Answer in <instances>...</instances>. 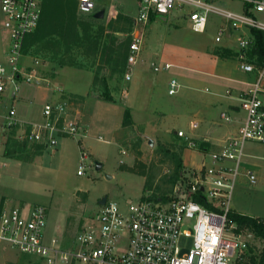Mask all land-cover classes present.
Here are the masks:
<instances>
[{"label":"rangeland","instance_id":"rangeland-1","mask_svg":"<svg viewBox=\"0 0 264 264\" xmlns=\"http://www.w3.org/2000/svg\"><path fill=\"white\" fill-rule=\"evenodd\" d=\"M50 1L43 22V28L48 29L46 41H36L34 36L26 40L24 56L21 58V70L24 73L43 79L40 82L34 79L18 82L20 91L14 105L20 122L10 132H0V192L16 205H45V239L56 236L60 245L72 248L76 245L78 232L94 221L104 196L116 201L120 209L127 213L129 200L138 201L145 195L168 197L182 180L176 179L179 170L190 173L193 168L199 167L202 159L198 146L200 136H192L197 147L191 148L187 140L174 131L183 128L189 135L193 130H196V134L200 133V129H192L191 110L199 109L206 103L203 97L206 94L200 91L202 87L191 83L188 77L194 74L212 80L216 75H244L235 58H215L218 57L215 54L217 48L225 43L215 40L220 29L227 27L223 34L225 41L229 30L237 38L242 34L230 28L226 19L217 13L209 14L205 31L196 32L188 21H182L179 9L170 14L166 22L157 17L144 23L138 19L141 0H96L91 13L80 10L78 0H62V8L64 5L71 8L70 16L80 34L90 28V34L102 36L95 57L81 53L84 49L75 48L72 54V58L85 63L88 69L74 64L62 65L55 51L62 44L64 30L49 22L54 8L51 6L53 0ZM223 1L229 9L239 11L243 8L240 0ZM101 10L104 16L97 17L95 14ZM183 11L182 17L185 19L187 8ZM2 19L0 8V60L10 70L7 61L10 37ZM137 27L143 30L144 44L137 64L130 66L125 57L129 51L131 33ZM71 35L72 31L68 33L70 41L73 40ZM28 47L37 50L33 54L40 59L37 64L31 58ZM112 51H115L114 59H110ZM114 61L121 64L123 72H112ZM166 61L172 62L173 67L154 71V64ZM94 69L99 70L97 75ZM127 72L132 73L130 80L125 77ZM104 76H112L109 83L111 100L98 97L103 90ZM171 76L183 84L176 94H169L165 83L166 78ZM94 80L97 81L95 88ZM148 82L151 85L149 90L146 87ZM205 86L208 87L207 92L213 90L210 83ZM57 88H61L63 97L80 103L77 107L81 109L87 138L91 136L84 140V145L90 155L86 163L92 166L87 167L81 175L77 170L82 153L75 139H70L64 148L57 150L20 138L21 132L30 129L31 122L42 120L43 106L48 101H55L51 94H55ZM192 90L195 96L190 101L191 105L185 108L188 99L185 93ZM194 120L200 125L199 119L195 117ZM143 122L149 123L148 130L141 126ZM156 122L165 128L157 127V131H151V125ZM150 139L153 140L152 144ZM247 147L253 155H247L240 168L233 190L232 208L264 220V144L249 142ZM5 148H10L12 155L18 157L17 160L29 164L18 166L13 160L16 158L5 155ZM124 150L126 153H123ZM180 159L181 166L178 165ZM97 162L102 163L100 168H96ZM246 168L256 172V183L250 181L245 173ZM185 228L192 229V225ZM66 231H70L68 236L63 234ZM181 245L190 247L191 237L182 235ZM0 246L6 247L2 255L9 256L18 264H28L30 260L35 262L33 264H44L43 259L35 253L20 251L6 243ZM262 248L263 239L255 235L249 240V254L259 255Z\"/></svg>","mask_w":264,"mask_h":264},{"label":"built area","instance_id":"built-area-1","mask_svg":"<svg viewBox=\"0 0 264 264\" xmlns=\"http://www.w3.org/2000/svg\"><path fill=\"white\" fill-rule=\"evenodd\" d=\"M241 11L229 9L218 0H141L138 19L148 22L152 13L169 16L176 9L183 13L189 26L196 32L207 27L210 13H217L236 30L247 29L237 40L236 55L242 70L255 73L249 85L237 93L231 89L227 95L238 101L244 112L238 130L228 136L220 149L202 152L199 167L193 168L174 188L167 199L158 201L148 196L138 201L129 200L128 212L107 198L101 204L94 221L78 232L75 246L64 248L57 237L45 239L47 212L43 204L31 206H0V243L10 244L20 251L39 255L44 264H236L243 260L249 249V240L255 233L240 227L231 217L232 195L237 176L248 153L247 144H264V62L256 64L249 60L247 50L251 45L252 28L264 30V0H240ZM50 0H0L2 23L10 37L7 61L10 70L0 60V132L5 133L18 125L14 101L19 96V81L33 79L42 81L34 74L21 70L24 43L37 32H41ZM80 10L93 12L96 0H78ZM139 25V24H138ZM226 27L219 30L215 40L220 43ZM144 42L141 27L131 33L128 64H137ZM35 64L38 57L30 53ZM173 67L170 62L154 64L159 72ZM127 80L132 73L125 74ZM182 88L176 77L168 82V93L176 94ZM64 94L61 88L55 93ZM80 103L61 97L48 101L43 106L42 120L31 122L29 130L20 135L21 140L34 142L45 148H57L63 137L75 139L81 148V163L77 173L85 172L89 152L85 148L87 128L82 122ZM226 122L233 117L222 112ZM198 127V121L191 123ZM175 133L185 138L189 147H197L196 140L183 129ZM123 153H126L124 150ZM246 175L256 183L257 174L246 168ZM205 200L200 202L195 194ZM236 212V211H235ZM264 221V220H263ZM192 225V229L185 228ZM182 235L191 237V246L181 245Z\"/></svg>","mask_w":264,"mask_h":264},{"label":"crops","instance_id":"crops-1","mask_svg":"<svg viewBox=\"0 0 264 264\" xmlns=\"http://www.w3.org/2000/svg\"><path fill=\"white\" fill-rule=\"evenodd\" d=\"M218 2H219V4L225 6L224 5L225 2L223 0H218ZM239 11H241V10H239ZM172 13H174V12H172ZM180 15H181L180 18L182 19V21H184V22L187 21L186 17H185V19H183L181 12H180ZM169 16H165V18H163V16L156 15V17H154L152 19L159 17L161 20L166 22L169 20ZM229 31H228L227 40L225 41V40H223V38L221 40V42H223V41L225 42L222 45V47H227V48H230L231 50L236 51L237 50V45H236L237 41L235 39L237 37L231 30H229ZM238 31L242 35L243 34L249 35L248 34L249 32H247V29H241ZM47 32H48V29L42 28L41 32L37 36L38 38L36 41H38L39 39H42V41H45V39H46L45 33H47ZM143 44H144V42H143ZM231 45H233L235 47L233 48V47H231ZM28 48L30 50L31 47H28ZM34 48L35 47H33V49L30 50L31 51L30 53H33V54L36 53L37 50H35ZM215 58H218L219 60H227V59H234L235 58V60L238 61L236 56L234 58H225V57H220V56L216 57L215 56ZM166 62H168V61H166ZM214 68H215V66H214ZM242 71L244 72V75H240V76L230 75L229 77H222V76L216 75V76L212 77V80L204 78V77H200L199 75L190 74V76H189V74H187L189 76L188 80H190L191 83L198 84V86L202 87V89H200V91H202L203 93L206 94V95L203 94L204 99H206L205 100L206 103L202 104V107L199 109H195V110L192 109L191 110L192 116L190 118V121L192 120V122H193L195 117L197 119H199V121H200V125L198 124L197 128H192V129H200V133L196 134V133H194V131H196V130H193L191 135L192 136H200V140L201 139L207 140L211 145L209 149H200L199 148V152L201 153L202 158L204 157L202 152L207 153L208 151H211V150L220 149V147L223 144V142L225 141V139L228 136L233 135L237 132L238 127L240 126L242 120L244 119V112L238 106V101L235 100V98L227 95V93H226L228 88L232 89L233 93H237L241 90H244L249 85V83L254 80L255 73H248V72H245L244 70H242ZM209 74H211V73H209ZM171 77H173V76H171ZM171 77L166 78L165 83L167 86H168V82H169ZM209 83L211 84L213 90H211V91L208 90V92H207L206 88H208V87H206L205 85L209 84ZM149 86H151L149 84V82L146 83V87H148V90H149ZM182 86H183V84H182ZM203 87H205V88H203ZM51 96L53 99H59V98L63 97L64 94H59L58 92H56L53 95L51 94ZM185 96L188 99L186 101V106H184V107L187 108L191 105L190 101H193V98L195 96L194 91L185 93ZM222 112H227L228 114H230L233 117V121L232 122H226L221 116ZM141 126L144 128H147V130H148L149 123L143 122L141 124ZM151 127H153V128H151V131H155L157 129V127L165 128L163 126V124H161L160 122L153 123L151 125ZM166 129L170 130L168 128H166ZM179 129H183V128H179ZM174 131H176V130H174ZM89 138H91V136H89L87 139H89ZM70 139L71 138H67V137L61 138L59 141V144L57 146V150L62 149V147L64 148V145L69 143ZM247 151H248V153H247L248 156L253 155L251 149L250 150L248 149ZM13 160L16 162V164L18 166L23 165V164H29V162H24V161L17 160V159H13ZM1 164H2V162L0 163V169L2 166ZM3 164H5V163H3ZM0 177H1V170H0ZM0 182H1V180H0ZM0 206L10 207V206H17V205L14 203V201L12 199L7 197L6 195H3L0 192ZM240 213H243V212H240ZM69 232L70 231H66V233H63V234H66L68 236ZM52 237H56V236H52ZM4 248H6V247L0 246V264H18L17 261L12 260L9 256L2 255ZM33 263H35V262L30 260V262L28 264H33Z\"/></svg>","mask_w":264,"mask_h":264},{"label":"trees","instance_id":"trees-1","mask_svg":"<svg viewBox=\"0 0 264 264\" xmlns=\"http://www.w3.org/2000/svg\"><path fill=\"white\" fill-rule=\"evenodd\" d=\"M61 1L62 0L52 1L53 5L51 6L52 8L53 7L54 8H53V13L52 15L50 14V18H49V22L51 25L60 27L64 30V37L62 40V44L61 43L59 44V50L55 51V53L57 54L55 55L59 57V61H58L59 64H62V65L63 64L64 65L74 64L77 67H81V68L85 67L86 69H88L89 67L85 63L78 62V60L72 58V54L75 48L84 49V51L81 53L85 55H93V57H95L96 51H98L100 48L102 36L100 34H95V35L90 34L89 33L90 28L87 30H84V33L80 34V31H78V28L76 26V23L74 22V19L72 18V16H70L72 14L71 8L66 5H64L63 6L64 8H62ZM154 17H156V14L152 13L150 15V18L152 19ZM71 31H72L71 36L73 37V40L70 41L68 40V33ZM39 33L40 32H37L35 35H33L34 38H38L37 36ZM250 33L252 35L251 45L249 49L247 50L249 60L255 62L256 64H261L264 62V30L252 28L250 30ZM33 36H30L27 40H29ZM112 54L113 55L111 56L110 59H114L115 51H112ZM215 54L220 57L234 58L238 54V51L231 50L230 48L220 46L217 48ZM118 56H120V53H118ZM127 57H128V54L125 58L127 59ZM120 66L121 64L118 61H114V64L111 66L112 72L113 73L123 72L124 70L122 67L120 68ZM94 72H96L95 75H97L99 73V70L97 69ZM111 77L112 76H109L108 78L106 76L102 77L103 90H102V93L98 95L99 98H103L105 100L112 99V95L109 89V86H110L109 83H110V80H112ZM96 84H97V81L94 80L93 88H95ZM38 146H41V145H38ZM198 146L200 149H209L211 145L207 140L201 139L198 141ZM12 152L13 151L10 148H7V149L5 148V155L7 157L17 159L18 157L12 155ZM178 165L181 166V159L178 160ZM183 174H184L183 170L181 171L179 170L177 172L176 179L178 178L184 179ZM146 196L156 201H158L159 199L165 200L168 198L167 196L159 197V196H152V195H145V196H142V198ZM194 198L200 202L206 203L205 200L200 196V194L196 193L194 195ZM231 217L237 222V224L240 227L249 228L255 233L256 236L263 239V248L259 255L249 254V249H248V252L245 255V258L243 260H238L236 264H244V263L245 264H264V221L259 217H253V216L235 212V211L231 213Z\"/></svg>","mask_w":264,"mask_h":264},{"label":"water","instance_id":"water-1","mask_svg":"<svg viewBox=\"0 0 264 264\" xmlns=\"http://www.w3.org/2000/svg\"><path fill=\"white\" fill-rule=\"evenodd\" d=\"M95 15H96L97 17H103V16H104V11L101 10V11L97 12ZM163 18H165V16H163ZM150 143H151V144L153 143V140H152V139H150ZM101 166H102V163H101V162H97V163H96V168H100ZM106 200H107V196H104V197L100 200V204H104V203L106 202Z\"/></svg>","mask_w":264,"mask_h":264}]
</instances>
